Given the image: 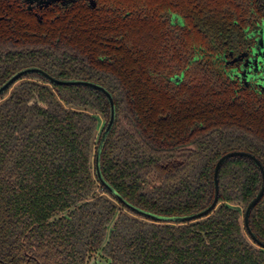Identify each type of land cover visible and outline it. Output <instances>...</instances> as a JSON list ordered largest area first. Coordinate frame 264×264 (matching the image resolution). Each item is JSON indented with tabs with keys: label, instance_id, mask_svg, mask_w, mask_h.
Returning a JSON list of instances; mask_svg holds the SVG:
<instances>
[{
	"label": "trees",
	"instance_id": "16d2710c",
	"mask_svg": "<svg viewBox=\"0 0 264 264\" xmlns=\"http://www.w3.org/2000/svg\"><path fill=\"white\" fill-rule=\"evenodd\" d=\"M263 29L264 0H0V87L28 67L106 87L103 176L137 207L189 215L213 202L223 155L264 165V61L248 69ZM110 116L101 90L39 72L0 95V264L97 251L110 264H264L244 222L263 181L252 159L223 163L208 216L154 221L98 178ZM250 226L264 242V196Z\"/></svg>",
	"mask_w": 264,
	"mask_h": 264
},
{
	"label": "water",
	"instance_id": "95a60500",
	"mask_svg": "<svg viewBox=\"0 0 264 264\" xmlns=\"http://www.w3.org/2000/svg\"><path fill=\"white\" fill-rule=\"evenodd\" d=\"M50 1L51 0H49L48 2H50ZM260 34L262 35L263 39L261 37L260 41H258L256 46L253 48V51H255V55H253V57L250 59L251 62H253V60L255 61L256 58L259 56L258 55L259 53H257V51H258V48H260V46H262L261 43L264 42V29L261 30ZM33 72L41 73L52 83L65 84V85L66 84L67 85H86V86H90V87L101 90L107 96V98L111 104V116H110V119L108 121V124L106 125V127L102 133V137H101L98 149H97L96 170H97L98 178L101 181V183L112 194H114L121 202H123L125 205H127L134 212H136V213H138V214H140V215H142L148 219H151L154 221H162V222L185 223V222L195 221V220H198V219H201L203 217L208 216L213 210H215V208L218 205V201H219V173H220V169H221L223 163L227 159H229L231 157H235V156H243V157H248V158L252 159L254 161V163L258 166V168L260 169V171L262 173L263 181H262V187H261L260 191L258 192L256 197L254 199H252V201L248 204V206L245 210L244 222H245L246 229H247L249 235L251 236V238L253 239V241L256 242L260 247L264 248V242L261 241L256 236V234L253 232V230L250 226L251 213H252L253 209L256 207V205L259 203V201L264 196V165H263L262 161L256 155H254L253 153L248 152V151L236 150V151H231V152L226 153L225 155H223L218 160L216 167H215V171H214L215 197H214L213 202L208 207L203 209L202 211L192 213L189 215H183V216H166V215H160V214H156V213H153L151 211L142 209V208L137 207L134 204L128 202L126 199H124L118 193V191L105 179V177L103 176V173H102L101 155H102L103 147H104L105 141H106L110 131L112 130V128L114 126V122H115V118H116V105H115V101H114V97H113L112 93L103 85L96 83V82H93V81L81 80V79H59V78H56V77L50 75L48 72L44 71L43 69H41L39 67H28V68H25V69L18 71L9 80H7L0 87V95L3 94L7 89H9L14 83H16L18 81V79H20L21 77H23L24 75H26L28 73H33Z\"/></svg>",
	"mask_w": 264,
	"mask_h": 264
},
{
	"label": "rangeland",
	"instance_id": "374dc122",
	"mask_svg": "<svg viewBox=\"0 0 264 264\" xmlns=\"http://www.w3.org/2000/svg\"><path fill=\"white\" fill-rule=\"evenodd\" d=\"M261 37H262V35L260 34V36L257 38L256 41L257 42L260 41ZM262 39H263V37H262ZM257 42H256V44H257ZM256 44H255V46H256ZM261 44H262V46H260V48H258V51H257V53H259L258 54L259 56L256 58L255 61H263L264 60V42H262ZM253 52H254V55H255V51H253ZM255 61L253 60L252 65L250 64L251 67H249L248 69H250V71L254 70V75L257 76L258 75L257 74V72H258L257 69L258 68L256 66H259V65L256 64ZM248 64H249V62H248ZM263 75H264V68L262 69V73L260 74V77H262ZM98 118H99V131H101L103 126H104L105 120L102 119L100 116H98ZM110 229H111V225L108 228L109 232H110ZM109 232H108V234H109ZM87 264H110V260L101 251H97V252H95L92 255V257L89 259Z\"/></svg>",
	"mask_w": 264,
	"mask_h": 264
},
{
	"label": "flooded vegetation",
	"instance_id": "af4514ba",
	"mask_svg": "<svg viewBox=\"0 0 264 264\" xmlns=\"http://www.w3.org/2000/svg\"><path fill=\"white\" fill-rule=\"evenodd\" d=\"M36 1H39V2L45 3V2L48 1V0H36ZM252 54H254L253 51H252Z\"/></svg>",
	"mask_w": 264,
	"mask_h": 264
}]
</instances>
